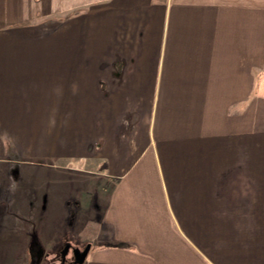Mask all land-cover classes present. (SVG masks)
Returning a JSON list of instances; mask_svg holds the SVG:
<instances>
[{"label":"crops","instance_id":"0c3cea01","mask_svg":"<svg viewBox=\"0 0 264 264\" xmlns=\"http://www.w3.org/2000/svg\"><path fill=\"white\" fill-rule=\"evenodd\" d=\"M65 241L264 264V0H0V264Z\"/></svg>","mask_w":264,"mask_h":264},{"label":"rangeland","instance_id":"374dc122","mask_svg":"<svg viewBox=\"0 0 264 264\" xmlns=\"http://www.w3.org/2000/svg\"><path fill=\"white\" fill-rule=\"evenodd\" d=\"M44 167L45 166H41V172L45 171ZM13 168H16V165H14L13 167L12 165H9L10 172L13 171ZM13 216L11 215L12 220H16L15 219L16 214H13ZM83 246H84L83 244L74 245V244L69 243L68 241L62 242L57 245L41 244L40 246H36L35 244H33L32 247L30 246L31 251L33 250V252H36L37 250H40L39 252H36L39 254V256L38 254L35 255L34 260L33 259L30 260V258L26 256L27 259L25 261V264H77L75 263L74 258H73L72 248L79 247L81 249L83 248ZM48 249H51V251H48Z\"/></svg>","mask_w":264,"mask_h":264},{"label":"water","instance_id":"95a60500","mask_svg":"<svg viewBox=\"0 0 264 264\" xmlns=\"http://www.w3.org/2000/svg\"><path fill=\"white\" fill-rule=\"evenodd\" d=\"M89 249H90L89 243H86L81 249L79 247H73L72 253L75 263L82 264L87 256Z\"/></svg>","mask_w":264,"mask_h":264}]
</instances>
